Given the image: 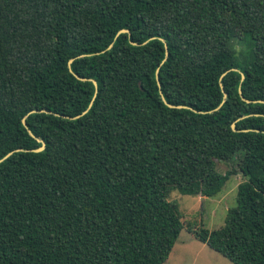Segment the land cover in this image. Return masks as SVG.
<instances>
[{"label": "trees", "instance_id": "trees-1", "mask_svg": "<svg viewBox=\"0 0 264 264\" xmlns=\"http://www.w3.org/2000/svg\"><path fill=\"white\" fill-rule=\"evenodd\" d=\"M187 148L244 177L193 237L264 264V0H0V264H165Z\"/></svg>", "mask_w": 264, "mask_h": 264}, {"label": "rangeland", "instance_id": "rangeland-1", "mask_svg": "<svg viewBox=\"0 0 264 264\" xmlns=\"http://www.w3.org/2000/svg\"><path fill=\"white\" fill-rule=\"evenodd\" d=\"M237 40H242L241 32ZM236 50L248 48L249 44L235 43ZM185 166L179 168V176L166 180V185L172 187L169 201L179 206L184 230L176 243L168 261L165 264H233L220 253L193 237V230L205 228L210 231L220 229L226 224L229 210L236 206L238 186L244 181L236 159L228 162H213L207 157L195 154L191 149L185 150ZM180 167V166H179ZM230 173L221 191L208 196V191L214 189L220 178ZM193 189L200 185L197 195H184L177 186Z\"/></svg>", "mask_w": 264, "mask_h": 264}, {"label": "water", "instance_id": "water-1", "mask_svg": "<svg viewBox=\"0 0 264 264\" xmlns=\"http://www.w3.org/2000/svg\"><path fill=\"white\" fill-rule=\"evenodd\" d=\"M124 34V33H129V31L128 30H122V31H120V34ZM112 47V45L110 46V48ZM73 62V60H71L70 62H69V64H71ZM233 71H236V69H233ZM157 73H159V70L157 71ZM79 80H82V81H87L86 79H83V78H80V77H77ZM244 75L242 76V80H244ZM157 79H158V76H157ZM158 83H159V81H158ZM94 85L96 86V88H97V83L94 81ZM240 94H241V97H242V100L243 101H245V102H247V103H251V101H249V100H246L243 96H242V92H241V90H240ZM164 99V98H163ZM169 107H171V108H176L175 106H172V105H169L168 103H166ZM92 106V104L90 105V107ZM87 113V111L84 113V114H86ZM23 124H24V126L25 127H27V124H26V120L24 119L23 120ZM233 127V130H234V132H237V130H236V127H235V125H233L232 126ZM31 133V132H30ZM31 135H33L32 133H31ZM45 150V143L43 142V146L41 147V148H39V149H37V150H35V152H37V153H40V152H42V151H44ZM12 155V153H10V154H8L4 159H6V158H8L9 156H11ZM4 159H2V160H0V163L1 162H3L4 161Z\"/></svg>", "mask_w": 264, "mask_h": 264}]
</instances>
